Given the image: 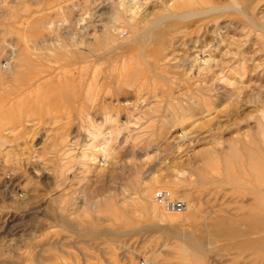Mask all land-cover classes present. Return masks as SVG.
<instances>
[{
  "label": "rangeland",
  "instance_id": "obj_1",
  "mask_svg": "<svg viewBox=\"0 0 264 264\" xmlns=\"http://www.w3.org/2000/svg\"><path fill=\"white\" fill-rule=\"evenodd\" d=\"M162 1L0 0V95L5 88L1 84L13 82L12 72H16L25 54V41L31 36L30 22L36 18H53L59 25L60 36L69 27L68 31L80 39L86 28L91 38H84L91 41L114 13L137 18L161 9ZM174 1L177 0H168L167 4ZM23 18H29L25 24L20 22ZM260 21L264 23V14ZM123 27L114 31L121 39L130 34ZM222 32L218 39L209 34L201 44L178 47L166 60L175 63L190 55L192 87L209 83L214 90L211 94L222 97L211 106L208 101L206 107L207 101L200 97L205 112L189 115L185 122L179 101L187 89L180 86L166 95L141 91L130 111L133 115L130 113L125 123L121 122L123 116L105 120L104 113H112L111 107L98 111L102 117L93 126L89 120H74L58 104H50L49 115L44 112L26 118L21 110V119L16 117L21 121L15 123L13 118L12 124L9 120L0 127V264H244L245 258L262 264L260 252L239 251L238 247L232 248V239L215 240L206 235L201 240L205 246L203 253L194 261L192 249L180 238L166 234L161 229L164 221L157 220L149 207L152 198L170 201L180 228L186 229L190 223L205 231L209 220H218L220 213L251 202L241 188L247 187V179L256 184L253 172L248 171L245 176L238 172L242 178L238 196L230 185L210 180L224 171L223 158L231 146L238 145L239 152L249 145V149L256 146L264 153V34L256 28L241 26H230ZM174 113L181 117L176 118ZM148 114L151 116L146 117ZM161 118L165 125L162 127ZM78 132L80 136L74 138ZM9 167L14 169L13 174ZM203 175L205 180L201 179ZM60 185L70 192L76 188V193H71L74 197L61 193ZM59 192L60 199L69 200L65 203L67 209L71 200H77L69 208L77 204L73 216L78 219H91L101 229L119 226L140 231L90 239L78 235L54 221L62 215L54 199ZM125 217L130 218L131 225H127Z\"/></svg>",
  "mask_w": 264,
  "mask_h": 264
},
{
  "label": "bare ground",
  "instance_id": "obj_2",
  "mask_svg": "<svg viewBox=\"0 0 264 264\" xmlns=\"http://www.w3.org/2000/svg\"><path fill=\"white\" fill-rule=\"evenodd\" d=\"M167 1H162L161 9L157 11L152 10L137 18L134 16L126 18L121 16L119 12H113L114 14L111 16L110 22L103 24L99 34L93 33L94 36L91 41L84 38L90 36L85 27H83V29L85 28V32L82 34L84 37L79 39L68 31L69 27H66L67 30L64 32V35L60 36L57 33L59 32V25L57 26L51 17L44 18L42 15L40 18H36L30 22L31 36L25 41L27 44L25 45V54L21 57L16 72H12L13 76L8 73L12 76L10 82H13L1 84L5 88L3 89L4 93L0 95V127H4L6 122L9 123V120L12 124L13 118H15L14 122L21 119L18 116V112L21 113V110L24 112L26 118L27 116L32 117V115L41 116L44 112H47L49 115L51 114V112L48 113L50 104H58L57 106L61 107V110L67 109L70 117L74 120H89L88 122L92 123L91 125L93 126L98 124V120L102 117L99 116L98 111L105 108V111H107L111 107L112 113H104L106 115L105 120L110 119L112 121L113 116L116 118L123 116L121 122L125 123L127 116L129 115L130 117L132 114L130 111L136 105L134 100L138 99L141 91L143 92L144 89H147L150 92L158 91L166 95L169 94L173 87L180 86H184L187 89L183 93L185 94L184 97L182 96L183 98L179 101L183 105V108L181 106L183 109V111L181 110V116L184 117V122L186 120L185 117L189 115L192 117V115L197 113L202 114V112H205L203 111V104L205 103L206 107L209 101V105L211 106V104L219 101L221 96L215 93L211 94L214 90L211 88V85H208L209 83L207 86L203 84L205 87L202 85H200L202 87L198 85H196V88H194L195 86L192 87L189 82L191 79L190 71L193 66L192 57L190 58V55L186 54L182 58L177 59V61L175 60V63H168L169 61L166 62V60L174 49L176 50L178 47L185 49L188 43L194 45L197 43L201 44L209 34L215 35L218 39V36L223 33L222 30H226L230 26L256 28V30L258 29L259 32L264 34V23L260 21L261 16L264 14V0H224L222 3H215L210 0H177L169 4H167ZM258 14H261V16ZM28 19L23 18L20 22L25 24ZM67 21L70 22L69 19ZM121 25L130 32L129 36L124 39L119 38L118 31V34L114 33ZM210 69L208 68L209 71ZM200 97L207 102H204V100L202 104V98ZM162 98L164 99L163 96ZM171 99L170 97L168 101ZM164 100H167V98ZM168 101L167 103L170 102ZM176 102L180 108L179 102L177 100ZM170 104H173L172 100ZM208 108L209 106H207ZM12 112H17V115L14 116ZM8 114L11 115L9 116ZM177 114L175 115L174 113L175 116ZM144 115H147V113ZM17 116L19 117L18 120L16 119ZM150 116L151 114L146 117ZM181 116H177L176 118H180ZM191 117L188 118L191 119ZM142 118L144 119L143 116ZM173 118L171 119L174 120ZM96 119L98 120L96 121ZM156 119H158L157 116ZM171 119L170 121L172 122ZM128 120L130 121V119ZM78 121L77 123H79ZM161 121L163 122L162 118L160 120L162 127L164 123ZM181 121L179 119V122ZM184 122L182 121V123ZM82 123L81 127L84 126ZM174 123H177V121ZM86 127L89 128V125ZM76 134L74 138L80 136V132ZM157 137H159V133ZM76 142L78 145L77 139ZM1 143L3 142L1 141ZM257 144L262 145L261 143ZM237 146L229 148V152L223 158L222 169L224 171L222 173L220 171L218 176L214 178V181L210 180V183L216 182L230 185L231 190L236 192V196H238V183L242 179L239 177L238 172H242L244 176L247 175L248 171L253 172L252 176L255 177L256 184L254 185V182H250L247 179V187L241 188L243 194L250 196L249 200L251 202L245 204L246 206H234L224 211L222 215L218 213L220 218L218 220H209V225H205L207 229L204 231L202 227L199 228V225L190 223H188L186 229L180 228L179 224L176 223L177 215L172 202H163V199H159L158 201L156 198H152L154 200L152 203L150 202L151 206L149 207L153 215L160 222L164 221V225L161 224V229L166 234H172L185 242L192 249L193 254L195 253L194 261L196 262L198 261L197 255L203 253L205 246L201 240L206 235L215 240L222 238L232 239L236 243H232V248L238 247L239 251L257 252V254L260 252V260L264 264V177H262V173H264V153L256 146L249 149L250 145L249 147H244V151L241 149L240 153L238 151L240 147L238 149ZM144 148L146 147L144 146ZM254 148L256 151L253 150ZM11 168L10 171L12 170ZM7 171L9 170L7 169ZM12 172H14V169ZM14 175L17 174L14 173ZM14 175L12 177H15ZM201 179L205 180V176H201ZM8 180L10 179H7V182ZM60 189L61 193L67 197L70 195L71 198L77 191L75 188L70 192L62 186ZM224 194L226 195V193ZM60 195L62 196L59 192L54 199L58 202L59 211H62V215L60 214L54 221L61 223L63 227H67L78 235L86 236L90 239L92 236L97 238L100 235L119 236L134 232L138 233L137 230L140 231L139 228L125 229L119 226L114 227L115 229L109 227L98 228L96 227V222L91 221V219L83 220L74 217L73 214L76 212L75 207L77 204L74 203L73 208L69 207L77 200H71L73 202L68 204L69 207L67 209V205L65 206L67 200L65 201L63 197L60 199ZM97 207H100V204ZM113 209L115 210L114 207ZM225 212L227 213L225 214ZM116 213L114 211V214ZM125 220L127 225L132 224L129 217H125ZM154 224L157 225V223ZM257 258L259 259V256ZM245 259L244 264H253L252 260Z\"/></svg>",
  "mask_w": 264,
  "mask_h": 264
},
{
  "label": "built area",
  "instance_id": "obj_3",
  "mask_svg": "<svg viewBox=\"0 0 264 264\" xmlns=\"http://www.w3.org/2000/svg\"><path fill=\"white\" fill-rule=\"evenodd\" d=\"M161 195V194H160ZM177 204H179V203H177Z\"/></svg>",
  "mask_w": 264,
  "mask_h": 264
}]
</instances>
